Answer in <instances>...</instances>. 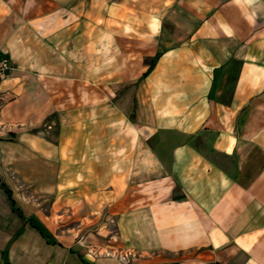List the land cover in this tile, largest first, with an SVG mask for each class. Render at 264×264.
Wrapping results in <instances>:
<instances>
[{"label": "crops", "instance_id": "0c3cea01", "mask_svg": "<svg viewBox=\"0 0 264 264\" xmlns=\"http://www.w3.org/2000/svg\"><path fill=\"white\" fill-rule=\"evenodd\" d=\"M0 52V264H264V0H0Z\"/></svg>", "mask_w": 264, "mask_h": 264}, {"label": "rangeland", "instance_id": "374dc122", "mask_svg": "<svg viewBox=\"0 0 264 264\" xmlns=\"http://www.w3.org/2000/svg\"><path fill=\"white\" fill-rule=\"evenodd\" d=\"M55 133L56 132L54 131V134ZM14 168H10L7 170L8 174H6V179L9 182H12L15 187V191L17 192V196L19 194V197H21L20 199L24 201L26 198H32V189L29 186V182H27L32 180V178H30L31 176L25 174L24 169H22V172H19L17 168ZM37 198L39 199V196ZM42 200L43 199L40 198V201ZM50 203L51 202L48 200L45 203V206L43 207L46 212L47 210L49 211ZM53 224L55 226L54 228H56L57 223L55 222ZM66 224L67 228L74 229L78 228L79 223L73 218H69ZM105 224L107 223H103L102 226H105ZM108 226L109 230L112 233V237L109 236L110 234H105L106 236H104L103 234L101 235V229H99V227H94L89 223H86L82 227V237L77 238V242L80 243L77 248V253H79L82 264H89L86 258L92 259V256L94 258L97 257L99 263L103 264H105L106 262L108 264H127L131 262L132 258L134 257L133 255L121 253L122 250L120 245V239L117 235L115 222L110 221L108 223ZM37 229L41 232V234H43V236H45L44 238H46L49 242L52 243L54 241L55 238L52 237L51 234H49L50 232L47 228L37 227Z\"/></svg>", "mask_w": 264, "mask_h": 264}, {"label": "built area", "instance_id": "2783aa9c", "mask_svg": "<svg viewBox=\"0 0 264 264\" xmlns=\"http://www.w3.org/2000/svg\"><path fill=\"white\" fill-rule=\"evenodd\" d=\"M12 70L11 60L0 52V82L4 81Z\"/></svg>", "mask_w": 264, "mask_h": 264}, {"label": "trees", "instance_id": "16d2710c", "mask_svg": "<svg viewBox=\"0 0 264 264\" xmlns=\"http://www.w3.org/2000/svg\"><path fill=\"white\" fill-rule=\"evenodd\" d=\"M12 203H13V206H14V207H16V206H15V205H16V204H15V202H14V201H12Z\"/></svg>", "mask_w": 264, "mask_h": 264}]
</instances>
